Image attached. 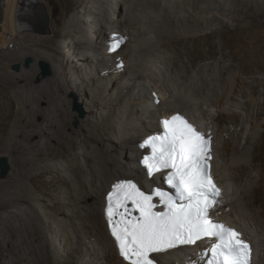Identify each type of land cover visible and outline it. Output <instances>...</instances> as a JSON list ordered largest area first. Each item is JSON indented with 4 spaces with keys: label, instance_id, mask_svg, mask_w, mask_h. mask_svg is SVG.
Listing matches in <instances>:
<instances>
[{
    "label": "bare ground",
    "instance_id": "bare-ground-1",
    "mask_svg": "<svg viewBox=\"0 0 264 264\" xmlns=\"http://www.w3.org/2000/svg\"><path fill=\"white\" fill-rule=\"evenodd\" d=\"M119 1L128 5L125 15ZM142 1L61 0L62 9L55 22L47 11V1L8 2L5 30L0 34L4 37L2 48H10L14 41L13 45L16 43L25 55L50 62L54 74L40 84L38 91L26 82L25 88L10 95L16 104L17 119L1 142L15 154L17 166L11 169L8 181H0V264H87V257L101 261L96 264H121L105 216L106 194L120 179H158L157 175L149 179L139 165V153L147 152L139 143L146 135L161 131L160 117L177 112L188 113L206 132L212 129L209 125L215 120L219 124L225 116L250 117V125L229 120L224 127L215 126L218 137L223 138L221 173H227L235 187L233 184L229 190L225 185L226 192L214 214L218 208H229L241 218L253 220L257 246H264V210L257 204V183L250 180L257 146L264 135L259 130L264 129V44L246 50L252 67L242 69L238 65L241 57L226 52L221 40L217 42L231 31L238 33L241 43L247 42L246 32L264 25V0ZM42 9L49 19L46 33L37 31L36 18L31 16L36 11L40 15ZM120 18L130 26L129 34L125 32V45L129 48L135 44L127 54L123 53L125 45L114 53L107 50L113 35L122 33ZM118 57L126 63L123 71L117 67ZM25 70L20 75L28 78L31 74ZM38 70L35 65L31 73ZM126 70L128 80L124 78ZM156 75L159 77L152 80ZM106 80L110 84L106 85ZM114 81L122 85L120 90H130L140 97L118 100L112 96ZM146 81L155 84L147 85ZM10 88L11 80L0 73V91ZM63 91L75 92L85 102L89 116L82 120V128L86 132L67 131L77 114L70 110L71 100L65 102L62 98ZM153 91L162 99L158 105L154 104ZM44 99L48 102L47 112L36 106ZM145 101H151L152 108L142 103ZM193 109H198L200 116ZM210 110L215 112L212 116L208 115ZM38 114L46 115L45 122L35 120ZM115 137L121 138L124 150L132 151L125 160H117L109 145L102 147ZM227 219L215 218L233 225ZM242 232L249 240L248 232ZM51 234L63 236L67 250L61 252V258ZM195 248L171 249L155 257L161 264H175ZM183 250L187 254L183 255ZM262 253L264 264V249Z\"/></svg>",
    "mask_w": 264,
    "mask_h": 264
},
{
    "label": "snow or ice",
    "instance_id": "snow-or-ice-1",
    "mask_svg": "<svg viewBox=\"0 0 264 264\" xmlns=\"http://www.w3.org/2000/svg\"><path fill=\"white\" fill-rule=\"evenodd\" d=\"M124 41L113 35L107 50L116 52ZM160 124L162 132L140 145L151 149L142 163L149 177L167 169L164 181L170 190L145 191L135 180L123 179L106 194L105 216L119 255L128 264H159L153 254L207 241L199 253L203 264H251L250 243L209 215L220 195L208 163L209 138L179 113ZM154 198L163 210H156Z\"/></svg>",
    "mask_w": 264,
    "mask_h": 264
},
{
    "label": "rangeland",
    "instance_id": "rangeland-1",
    "mask_svg": "<svg viewBox=\"0 0 264 264\" xmlns=\"http://www.w3.org/2000/svg\"><path fill=\"white\" fill-rule=\"evenodd\" d=\"M9 1L10 0H0V34H3V32L5 30V27H4L3 23L6 21V17H5L6 16V7H7V4H8ZM46 1H47L48 6H49V10L47 9V11H49V14H50V16L52 18V21L55 22L56 18L58 17V15H59V13H60V11L62 9V2H61V0H41V2L43 4H46ZM139 1H142V0H139ZM121 3H122V1L118 5H120V6L122 5V8H123L122 9V14L124 13V15H125V13L127 12V9H128V5H124V4H121ZM26 12H27V9H26ZM37 13H38L37 11L34 12V13L33 12L31 13V16L33 15L34 18H36L35 21H34L35 24H37L36 21L39 18L38 17L39 15H37ZM26 16L27 15H25L24 18ZM120 20H121V18H120ZM121 21H122V24H121V27H120V31L122 33H119V34H121L122 37L126 38V41H127L128 40V36L127 35L125 36V32H126V34H129V32H130L129 31L130 30V26L127 25V24H123L125 22L124 19H122ZM22 22H23V20H22ZM23 31H25V29H23ZM246 34H247L248 38H247V42H245V43H241L239 40H237L238 33L233 32V31L226 32V33L223 34V36L221 38L217 39V42H219L218 40H221V42L224 44L225 51L226 52H229L232 55H236L238 58L241 57L240 58V61L238 62V65L240 66V68L242 67V69H248V68L252 67L251 60L246 58L247 57L246 56V50H256L258 46H261V45L264 44V25H261V27L254 28V29H252L250 31H247ZM108 35H110V34H108ZM2 37L3 36L0 35V56H1V59L3 60L0 63V73L5 78H9L11 80V88L9 90L8 89H5V90H1L0 91V156L1 155H5V156H7L9 158L10 163H11V166H12L11 169L13 171L14 168H16V166H17L16 165L17 164L16 163V160H15V154H13L10 150H6L5 147H4V145H3V143L1 142L2 137L3 136L5 137L7 135L6 133L11 129L12 125L14 124V121L17 119L16 104L10 99V95L11 94H14V93H16L18 91H21L22 88H25L24 85H25L26 82H27L28 86H32L33 85V87L35 88V90L38 91L41 88V85L40 84H43L46 78L53 76L54 71L52 69V72H53L52 75H50V76H48L46 78H42L40 81H38L39 76H41L40 75L41 74V68H40V65H39V62L41 60H39L33 54H31V55L26 54L25 55L24 53L20 52L21 50H19L20 48L19 49L17 48L16 43H15V46L13 45L14 44L13 43L14 41L12 43H10V48L7 47V48H4L3 49L1 45L3 43L4 37L3 38ZM100 39L101 38L99 37L97 39V41L99 42ZM129 45H130V43H129ZM134 45L135 44L131 43V45L129 46V48L127 47V45H125L124 46V49H123V53L124 54H127L126 52H129V50L132 49L134 47ZM20 47H21V45H20ZM65 51H67V50H65ZM20 54L22 55V57H19ZM65 56H67V54H64V58H65ZM6 57H7V59H6ZM11 57H14V59L11 58ZM29 57H31L33 59V62L30 64V66L26 67L25 66V61ZM110 58H111V56H109V58H107V61H110ZM117 59L118 58H116V60ZM17 63H20L21 64V69L20 70H15L14 69V66ZM130 63H131V61H130ZM34 64L38 67V69H40V70H38L39 73L38 72L37 73H33V74L31 73L32 72V69H33V66L35 67ZM3 65H4V67H3ZM5 68H6V70H5ZM125 68H126V66L123 67V68H120V69L123 71ZM24 70H25L26 73L29 72L31 74L28 78L27 77H24L23 78L20 75V73L22 71H24ZM64 72H65V70L62 68V75H63ZM6 73H7V75L5 76L4 74H6ZM241 75L243 77H246V74L245 73H242ZM83 76H85L84 73H83ZM127 76H129V71L126 70V75L124 73V78L126 80H128L127 79L128 78ZM121 77H122V75H121ZM158 77L159 76L156 75V76L152 77L151 79L152 80H156ZM12 78H13V80H12ZM29 78H30V80H29ZM122 79L118 78V80H122ZM126 80H124V81L126 82ZM109 81L110 80H106V85L110 84ZM128 82L131 84L132 81L129 80ZM144 83L145 82H143L141 84L144 85ZM151 83H152V85L155 84V83H153V81H151ZM151 83L148 82V81H146L145 84L151 85ZM79 85L80 86H83V83L80 82ZM114 85H115V88L112 89V96L115 95L118 100L121 99V98H123V97L128 98V99H132V100H134L135 98L140 97L135 92H131L130 90H127V89L120 90L122 85L119 84V83L117 84V81L116 82L114 81ZM150 89H152V88H150ZM71 94H75L78 97V102L82 105V112H79V111H77V110H75L73 108V98H72ZM61 95H62V98L65 100V102H67V100L68 101L71 100L70 110L72 112H74V113L77 114V117H74L73 119H71V122L69 123V126L67 127V131L68 132H73V131L86 132V130L82 128V120L85 119L87 116H89V112L86 110L87 106L85 105V102L83 103L82 101H80L79 100V98H80L79 95L77 93H75V92H71L70 91L69 93H67L66 91H63V92H61ZM148 95L150 96L149 93H148ZM117 96H119V97H117ZM47 103L48 102L45 99L43 101L39 100L38 103L36 104V106L37 107H41V108H43L45 110V109H47ZM142 103H144V104L146 103L145 105H148L149 107H151V104H152L151 101H150L151 104L148 101L147 102L145 101V102H142ZM164 107H165L164 111H167L166 105H164ZM45 111L47 112V110H45ZM164 111H162V114L165 113ZM192 111H194L195 115L200 116V111H198V109H193ZM213 112H214L213 110L208 111V115L210 114L212 116L215 113V112L214 113ZM183 113L186 114V112H183ZM147 115L148 114H145V118H147ZM186 115H188V113ZM45 117H46V115L43 116V115H39L38 114V115L35 116V120L37 122H39V123H43V122H45ZM263 118L264 117H261V120ZM249 119H250V117H248V116L243 117L241 119H239V118H232L231 119V117L225 116L224 119L221 120V122L219 124L215 120L214 121V125L213 124L212 125H209V127L212 128L210 131H212L216 135V137H215V140H216V143H215V151L216 152L215 153H216V155L218 154V157H217V160L215 161V169H214V171H215V174L218 176V179H220L222 181V183H224V186L223 185L222 186L224 187V191L225 192H226L225 185L228 186L227 188H229V190H230V188H233V184H234V187H235V182H232L229 179V175L227 173L226 174H222L221 173L223 171V164H224L223 163L224 162L223 161L224 158L222 157L223 160L221 159V152H222V147L221 146L223 145V143H222L223 142V138H221L222 135L220 136V138L218 137V135L216 133L217 131H216L215 128L217 126L224 127V125L229 120H233V121H236V122H241V124L243 123V124L250 125L248 123V121H247ZM156 121H157V119H156ZM205 122L206 123H210L209 120H206ZM251 124H253V123H251ZM223 129H227V127L223 128ZM259 130H261L262 133L264 131V129L262 127H260ZM2 133H3V135H2ZM120 139L121 138H119V137L110 138V140H107L106 141L107 143L104 142L105 144H103L102 147L105 148L106 145L107 146L109 145L110 147H112V151L116 154V157H117L116 159L117 160H122V159L125 160L127 158L126 156L127 155L129 156V153H132V151L129 150V149L128 150L127 149L124 150L122 148V140H120ZM97 144L98 143L92 142V145L99 146V144L98 145ZM121 154H122V156H121L122 158L120 157ZM257 155H258V157H257V159L255 161V169L253 171L254 176H251L250 177V180L252 182L255 181L254 183H257V186L255 188V190H256V199L258 200L257 201V204L259 205L260 208H262L264 210V135H263V142H262V144H260L259 146H257ZM13 165H15V166H13ZM217 170H219L220 172L217 171ZM9 176H10V173L8 174L7 177H9ZM257 177H259L258 178V181H257ZM5 180L6 179H0V181H4V182L8 181V180H6V181ZM242 181H240V182H242ZM225 192H224V194H225ZM46 199H47L48 202L50 201V198L49 197H47ZM88 201H90L92 203L93 202V199L90 198ZM228 209L225 210V209H221V208L219 209L218 208V211L214 214L215 215V218L216 219H227V218L229 219L230 218L232 220L231 221V224H233L236 227L240 228L242 231H247L248 232V235L247 236L250 238L249 240L252 241V243L254 244V247H255V251H256V264H259V263L262 264V262H261L262 260H261L260 257H261V254H263L262 251L264 249V246H261L260 249H259V246H257V242L256 241L258 240V238L257 239L255 238V237H257V229L255 227V224H254L253 220L243 219V218H241L237 214L236 210L234 211L231 208L232 210L228 211ZM227 211H228V213H227ZM227 214L229 216H227ZM51 237L52 238H50V239H52V241L54 242V245L53 246L56 248V251H57V249H58V251L60 250V258H61L62 257L61 256V252H64L65 250H67V247H65L62 244V238H63V236H60V237L58 236L59 238H57V237H55L54 235L51 234ZM195 249H197V247ZM195 249L194 250L190 249L188 251V255H185V256H189V255L195 254L196 253L195 252ZM185 253L187 254V250H185V252L183 250L182 254L184 255ZM161 259H163V257H161ZM183 259L184 258H182V259L180 258L179 260L182 261ZM120 260H121V264L128 263L125 260H123V258L121 256H120ZM95 262L101 263V261H99V260H95ZM95 262H94V259L93 258L87 257V259H86V263L87 264H96ZM176 262H179V261H176ZM66 263L67 262H63L61 264H66ZM67 264H69V263H67Z\"/></svg>",
    "mask_w": 264,
    "mask_h": 264
},
{
    "label": "water",
    "instance_id": "water-1",
    "mask_svg": "<svg viewBox=\"0 0 264 264\" xmlns=\"http://www.w3.org/2000/svg\"><path fill=\"white\" fill-rule=\"evenodd\" d=\"M41 14L39 15V18L37 19L36 29L38 32L46 33L49 31V19L48 15L46 14L45 10H40ZM33 62V59L31 57L27 58L25 61V66L28 67ZM40 68H41V76H39L38 81H40L42 78H46L50 75H52V68L51 64L45 60H41L39 62ZM15 70L21 69V64L17 63L14 66ZM73 98V108L79 112H82V105L78 102V97L75 94H71ZM11 163L7 156L1 155L0 156V179H6L8 174L11 171Z\"/></svg>",
    "mask_w": 264,
    "mask_h": 264
},
{
    "label": "flooded vegetation",
    "instance_id": "flooded-vegetation-1",
    "mask_svg": "<svg viewBox=\"0 0 264 264\" xmlns=\"http://www.w3.org/2000/svg\"><path fill=\"white\" fill-rule=\"evenodd\" d=\"M141 168V167H140ZM142 169V168H141ZM133 178V177H132ZM157 180H153L151 182H149L148 180H146V178L144 177L145 181H140L138 179H135L136 182H138V184L142 187L143 190L145 191H151L152 186H157V187H161L163 189H166L165 186V181H164V175L159 174L157 175ZM143 182V183H142ZM144 183H148V184H144Z\"/></svg>",
    "mask_w": 264,
    "mask_h": 264
}]
</instances>
